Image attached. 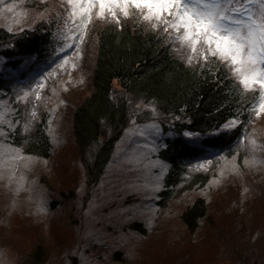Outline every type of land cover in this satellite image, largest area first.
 Listing matches in <instances>:
<instances>
[{"label":"rangeland","instance_id":"374dc122","mask_svg":"<svg viewBox=\"0 0 264 264\" xmlns=\"http://www.w3.org/2000/svg\"><path fill=\"white\" fill-rule=\"evenodd\" d=\"M8 5H14L12 12L7 11ZM70 11L67 0H4L0 4V26L52 35L48 58L25 59L10 74V91L0 90V111L6 108L7 118L18 121L11 130L0 126L9 131L7 139H0L5 145L0 147V159L6 160L12 148L26 158L18 162L11 181V166L0 169V264H19L37 244L48 253L43 264H264V113L257 116L255 111L259 86L246 91L222 63L251 97L252 105L245 132L231 151L208 150L189 165L187 178L207 175L202 185L180 191L159 207L157 194L166 167L158 152L172 134L159 113L134 98L132 118L103 176L88 188L70 116L93 91L97 30L129 23L162 36L171 53L186 65L205 62L189 64L186 50L170 41L162 28L153 29L143 21L135 9H130L127 18L117 11L119 23L110 15L97 17L98 8L94 9L83 41L68 39L80 31L66 24ZM22 72L27 74L20 78ZM38 83L43 88L37 89ZM114 88L120 89L117 82ZM25 92L29 95L22 99ZM35 92L40 100L35 99ZM42 117L51 141L47 159L25 155L12 143L19 128L26 133ZM187 138L198 141L196 135ZM208 160L212 163L207 164ZM233 163L238 173L232 171ZM21 175L23 187L17 191ZM197 197L204 199L206 215L191 233L180 214ZM132 222L142 223L145 234L129 230ZM115 253H120L119 260Z\"/></svg>","mask_w":264,"mask_h":264},{"label":"trees","instance_id":"16d2710c","mask_svg":"<svg viewBox=\"0 0 264 264\" xmlns=\"http://www.w3.org/2000/svg\"><path fill=\"white\" fill-rule=\"evenodd\" d=\"M97 32L93 91L74 107L70 116L87 187L93 188L103 176L117 142L130 123L135 98L159 113L172 134L158 152L166 169L157 204L165 207L180 191L206 182L207 175L202 173L187 178L193 161L208 150L231 151L239 142L245 132L251 97L222 63L211 59L200 65H186L171 53L163 37L152 30L129 23L120 26L112 23ZM51 36L50 31L0 26V90L10 91L13 81L10 74L25 59L39 62L48 58ZM26 74L22 72L20 78ZM114 82L120 89L114 88ZM233 120L237 124L225 130L224 126ZM160 124L167 129L165 123ZM185 133L196 135L198 141L188 139ZM12 143L25 155L47 159L51 141L44 117L26 133L22 134L19 128ZM205 215L204 199L197 197L181 212L180 220L193 233ZM128 229L145 234L140 222L130 223ZM119 257L120 253H115L114 258L119 260ZM47 258L45 248L37 244L19 264H43ZM73 259L69 257L68 261ZM96 260H101L100 255Z\"/></svg>","mask_w":264,"mask_h":264},{"label":"snow or ice","instance_id":"6c2138e0","mask_svg":"<svg viewBox=\"0 0 264 264\" xmlns=\"http://www.w3.org/2000/svg\"><path fill=\"white\" fill-rule=\"evenodd\" d=\"M3 3L4 0H0V4ZM67 5L71 11L66 24L70 22L80 30L76 35H69L68 39L83 41L94 9L98 8L97 17L106 18L110 15L117 23V11L127 18L130 9H135L141 13L143 21L148 22L153 29L162 28L170 41L178 43L181 50H186L189 64L200 60L208 63L210 58H216L228 66L246 91L255 90L258 85L260 103L255 111L257 116L264 113V0H67ZM13 9L14 5L7 6L8 12ZM43 86V83H38L37 89ZM28 95L25 92L22 99ZM35 99H41L38 92H35ZM8 115L6 108L0 111V126L6 125L11 130L18 121L8 119ZM235 124V120L229 121L224 126L225 130ZM8 130L0 127V139L9 137ZM4 146L0 143V147ZM25 159L18 148H12L6 160L0 159V169L11 166V181L18 162ZM206 163L211 164L212 161ZM232 171L239 172L235 163L232 164ZM2 174L0 171V176ZM23 181L24 176L21 175L17 191L23 187Z\"/></svg>","mask_w":264,"mask_h":264}]
</instances>
